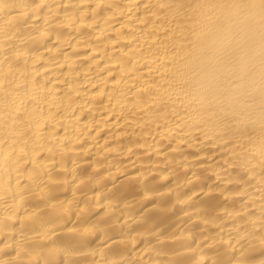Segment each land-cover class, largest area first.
Returning <instances> with one entry per match:
<instances>
[{
  "label": "bare ground",
  "instance_id": "bare-ground-1",
  "mask_svg": "<svg viewBox=\"0 0 264 264\" xmlns=\"http://www.w3.org/2000/svg\"><path fill=\"white\" fill-rule=\"evenodd\" d=\"M0 264H264V0H0Z\"/></svg>",
  "mask_w": 264,
  "mask_h": 264
}]
</instances>
